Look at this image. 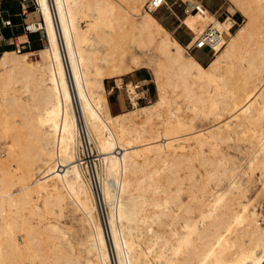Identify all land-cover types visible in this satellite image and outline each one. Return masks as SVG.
Wrapping results in <instances>:
<instances>
[{"label":"bare ground","instance_id":"bare-ground-1","mask_svg":"<svg viewBox=\"0 0 264 264\" xmlns=\"http://www.w3.org/2000/svg\"><path fill=\"white\" fill-rule=\"evenodd\" d=\"M146 1L36 0L42 20L29 27L45 31L41 60L1 51L0 264H264V225L240 180L256 171L264 190V0H229L247 17L233 33L231 17L183 0L188 47L206 29L229 35L207 64L185 53ZM120 7L133 32H146L132 38L138 47L156 41L157 97L138 104L142 91L117 82L132 107L112 114L102 66L117 67L126 50L99 55L94 44ZM157 123L167 138L152 134ZM91 142L100 172L83 166ZM70 206L88 225L78 240L59 221Z\"/></svg>","mask_w":264,"mask_h":264},{"label":"rangeland","instance_id":"rangeland-1","mask_svg":"<svg viewBox=\"0 0 264 264\" xmlns=\"http://www.w3.org/2000/svg\"><path fill=\"white\" fill-rule=\"evenodd\" d=\"M6 1L15 2V0H0V9L5 7ZM27 1L33 2L39 9L36 0H27ZM199 1L216 18H218V20H223L227 16L231 17L232 20L234 19L233 26L230 28V31L232 33L235 32V30L240 25L245 24V22L247 21V17L242 13H240L238 8L235 7L234 4L229 0H199ZM167 3L168 4L162 6L153 14L166 27V29L170 31V34H172V36L177 38L182 43V45L185 46V49L187 50L186 51L184 49L186 54L194 55L202 64H207L208 61L211 59V57L214 56L212 48L210 47L195 48L192 46V44L189 47L187 46L194 39V33L190 31L186 26H184L181 23L180 19L183 18L189 10L191 11V8L183 0H167ZM116 5L119 6L118 3H116ZM1 13H3L2 10ZM89 19L90 17H86L82 19L81 24L86 26ZM261 19H264V14H262ZM41 20H42V15H41ZM109 20L111 25L100 24L97 27L96 31L98 32V36H96V43L94 45L99 50V55L104 49H109V48H111V50H114V55H116L117 52L121 51L122 48L126 50L122 56L117 55L116 59L113 61V63L116 64L117 67H112L110 65L108 67L102 66L103 77L108 78L104 80L105 87L107 89L106 96L110 105L111 112L113 114H116L128 110L129 108L132 107V96H137L138 91L139 92L142 91L139 94L140 98L137 100L138 101L137 103L141 105L152 103L153 100L157 97V90L154 81L155 76L153 69L155 67V62L159 58L158 57L159 55H158V51L156 50L155 40L147 41L143 45V47H138L136 43L132 41V38L137 39L139 37L138 35H140L142 38H146V32L144 30H139L138 28L137 30H134V32L132 31L131 21L133 19L131 16L125 17L123 15L122 7L116 9L112 14H110ZM30 28L32 30L29 32L33 34V37L29 41L21 42L24 39V37H17V38L12 37V39H7L8 37L6 34L5 37L0 36V53L2 50L8 48L15 50L20 49L22 51H33V53L29 55L28 61H32V62L40 61L41 60L40 55L39 53H37L36 50L46 44L45 31L43 28H38L37 30H34L35 27H30ZM222 35L224 36L225 40H227L229 37V35L225 31H222ZM90 42L93 43V40H90ZM225 44L226 43H224L223 46H225ZM133 55H136L137 57L135 63L132 60ZM99 64L103 65L102 61H100ZM128 67H130L129 69H132V72L125 74L124 71ZM112 70H120V71L118 73L115 72L111 74L110 72ZM114 74H119V77L122 78L120 80H117L119 84L124 85L125 82L128 81H130L133 84L136 92L132 96H130L131 102L128 96V94L130 95V93L127 91L125 86L119 87V85L116 84L117 86H115L113 90H110L111 85H114V78H116L110 76ZM135 84L137 85L139 84L140 86L136 89ZM155 125H157V127ZM155 125H154L155 127L152 128L151 131H153L155 128L156 131L155 132L153 131L152 134L160 133V137L167 138L168 135L166 136L164 134L165 137L162 135V133H164L162 131L163 130L162 126H160L159 123ZM158 136L149 137L148 139L152 143H159L161 139L158 138ZM180 141H183L181 137L174 139L173 143L178 144ZM90 146L92 148L91 152H89V154L91 153L90 155L88 153H85V155L83 156L82 152H80V154L82 157H84L83 158L84 168L86 169L89 166L88 170H90V172L92 170L95 173L96 170L99 171L100 169L101 171L100 161L94 158L97 157L96 154L97 150L94 143L91 142ZM230 151L232 153L238 154V152H236L235 149L233 148L230 149ZM90 156L91 158L89 159L88 157ZM93 160L95 161V163L93 162ZM86 164L88 166H86ZM240 180L242 183V187L245 190L248 197L253 199L254 209L260 213L259 221L261 222L262 225H264V190L260 188L259 174L256 171L245 173L240 176ZM69 209L70 211H66L62 216L63 219L61 218V220L59 221L62 224L69 226V228H71L70 233L74 234L76 236V239L78 240L82 238L84 232L83 230L87 229L88 225L84 223L83 214L78 209L74 208L75 209L74 210L72 209L71 206L69 207ZM89 212H91V206ZM100 215L104 227L105 222L102 211L100 212ZM78 216L80 219L78 218ZM109 253L112 259L113 257L110 247H109Z\"/></svg>","mask_w":264,"mask_h":264},{"label":"crops","instance_id":"crops-1","mask_svg":"<svg viewBox=\"0 0 264 264\" xmlns=\"http://www.w3.org/2000/svg\"><path fill=\"white\" fill-rule=\"evenodd\" d=\"M1 10L3 11V13H1ZM39 12L40 11L38 7L33 2H28L27 0H15V2L6 1L5 7L0 9V36L5 37L6 34L8 37L7 39H12V37H24L21 42L29 41L30 39H32L33 34L25 29V25L40 21L41 14ZM5 19H9L10 24L3 25L1 20ZM114 81L117 85H119L115 78ZM108 108L110 113H112L109 102Z\"/></svg>","mask_w":264,"mask_h":264},{"label":"built area","instance_id":"built-area-1","mask_svg":"<svg viewBox=\"0 0 264 264\" xmlns=\"http://www.w3.org/2000/svg\"><path fill=\"white\" fill-rule=\"evenodd\" d=\"M166 3H167V0H147L145 2V4H144V8L148 12L154 13L158 9H160L162 6L166 5ZM1 21H2L3 25L10 24V20L9 19H5V20H1ZM38 28H40V27H35L34 30H37ZM25 29L27 31H31L32 30L29 27V24L25 25ZM221 35H222V33L217 31L216 29H214V30L206 29V30L203 31V33H202V35L200 37L195 39V41L192 43V46L195 47V48H203V47L213 48V45L217 42V40L221 37ZM115 86H117V85H116V83L114 81V85H111L110 90H113ZM139 98L140 97H136V100H138ZM83 156H84V154H83ZM88 158L90 159L91 156L88 157ZM93 162L95 163L94 160H93ZM92 182H93L92 189L97 194L98 193V188L96 187V183L94 182V180Z\"/></svg>","mask_w":264,"mask_h":264},{"label":"trees","instance_id":"trees-1","mask_svg":"<svg viewBox=\"0 0 264 264\" xmlns=\"http://www.w3.org/2000/svg\"><path fill=\"white\" fill-rule=\"evenodd\" d=\"M9 49V48H8Z\"/></svg>","mask_w":264,"mask_h":264}]
</instances>
